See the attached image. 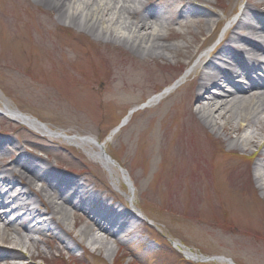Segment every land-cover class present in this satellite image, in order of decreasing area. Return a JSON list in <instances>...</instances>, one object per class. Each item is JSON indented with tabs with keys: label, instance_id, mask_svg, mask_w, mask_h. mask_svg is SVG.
Returning a JSON list of instances; mask_svg holds the SVG:
<instances>
[{
	"label": "rangeland",
	"instance_id": "rangeland-1",
	"mask_svg": "<svg viewBox=\"0 0 264 264\" xmlns=\"http://www.w3.org/2000/svg\"><path fill=\"white\" fill-rule=\"evenodd\" d=\"M260 1L206 4L216 14L214 33L204 30L197 18L171 25L174 29L166 31L168 43L179 45L182 55L172 57L167 52V57H157L63 24L38 0H0V94L24 114L71 136L86 135L104 143L116 132L107 150L116 161L114 177L121 178L122 187L103 163L78 144L44 137L0 108V139L14 143L5 159L12 161L20 146L61 171L85 177L101 198L115 196L121 207L137 214L129 220L131 233L119 235L120 243L105 238L114 255L87 242L89 252L79 248L77 260L61 262L57 251H48L51 241L35 234L41 249L23 248L20 252L25 256H19L16 264H221L186 260L173 240L206 256L231 258L235 264H264L258 148L251 147L253 153L236 149L223 130L208 127L190 112L195 106L188 110L193 74L160 103L140 109L190 73L223 39L245 4L257 9ZM151 2L162 7L165 0ZM185 45L191 46L189 51ZM135 108L139 109L117 132ZM151 120L157 121V128H151ZM246 124L241 134L250 131ZM124 179L135 184L133 191ZM140 182L146 183L145 188ZM70 212L73 225L78 211ZM66 257L68 252L62 258ZM11 261L0 259V264Z\"/></svg>",
	"mask_w": 264,
	"mask_h": 264
},
{
	"label": "bare ground",
	"instance_id": "bare-ground-1",
	"mask_svg": "<svg viewBox=\"0 0 264 264\" xmlns=\"http://www.w3.org/2000/svg\"><path fill=\"white\" fill-rule=\"evenodd\" d=\"M38 1L54 10L63 24L84 31L97 40L123 44L139 54L157 57H167V52H172V57L182 55L179 45L168 43L166 31L174 29L171 25L187 24L197 18L204 30H212L216 14L206 4L215 6L218 3V0H165L162 7H157L151 0ZM212 31L214 33L215 28ZM184 48L189 51L191 46L185 45ZM190 74L194 78L191 80L188 110L191 105L195 106L190 112L208 127L223 130L236 149L251 151V147L258 148L256 180L264 191V143H260L264 134V0L257 9L250 2L245 4L215 49L207 51L175 88L156 94L140 109L160 103L184 84ZM0 101L2 111L15 121L25 122L51 139L63 138L78 144L89 156L103 163L112 180L122 187L121 178L114 177L117 174L116 161L107 150L109 142L117 136L116 132L104 143L86 135L71 136L68 131L56 130L24 114L1 94ZM138 109L133 110L123 126ZM152 122L151 128H157V121L151 120L150 126ZM233 122L237 124L233 125ZM244 122L250 131L241 134ZM13 145L10 139H0V207L5 208L0 212V259L9 261L24 257L25 254L20 252L23 248L29 252L32 246L40 250V241L35 239V234L42 240L51 241L48 251H57L61 257L68 252L77 259V249L86 253L90 251L87 242L99 250H106L110 256L114 255L115 251L109 248L105 238L120 243L119 235L131 233L129 220L137 214L126 206L121 207V201L115 196L110 198L112 200L101 198L85 177L61 171L39 155H28L20 146L16 148L15 158L7 161L5 154ZM119 174L125 177V174ZM134 186V183L130 184L131 191ZM139 186L145 188L146 183L140 182ZM71 209L78 211L73 214L76 218L73 225L70 224ZM8 245L11 250H6ZM176 245L181 247L178 243ZM188 254L195 261L235 264L224 256L208 258L192 251Z\"/></svg>",
	"mask_w": 264,
	"mask_h": 264
}]
</instances>
